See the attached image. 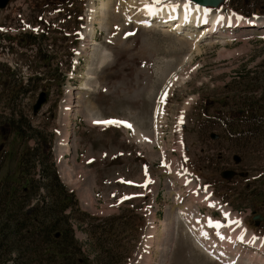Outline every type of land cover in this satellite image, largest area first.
Listing matches in <instances>:
<instances>
[{
	"label": "rangeland",
	"instance_id": "1",
	"mask_svg": "<svg viewBox=\"0 0 264 264\" xmlns=\"http://www.w3.org/2000/svg\"><path fill=\"white\" fill-rule=\"evenodd\" d=\"M147 1L162 10L185 2L11 0L0 8L2 193L9 180L29 206L59 201L60 186L47 179L55 170L74 191L78 206L63 215L81 253L72 244L68 259L57 246L42 249L47 264L81 255L89 264H264V222L254 213L264 210V24L221 33L240 20L262 22L264 0L211 6L210 16L224 19L203 37L207 22L192 32L159 23L143 10ZM239 109H256L259 125L238 120ZM109 120L125 123L94 122ZM226 169L235 175L223 178ZM89 219H105L101 239ZM8 254L1 264H12Z\"/></svg>",
	"mask_w": 264,
	"mask_h": 264
},
{
	"label": "trees",
	"instance_id": "2",
	"mask_svg": "<svg viewBox=\"0 0 264 264\" xmlns=\"http://www.w3.org/2000/svg\"><path fill=\"white\" fill-rule=\"evenodd\" d=\"M252 115V118L256 116ZM258 124H254V126ZM49 154L46 155V158ZM44 174V171L40 173L42 176ZM54 174L55 176L48 174L49 187L54 188V186L59 185L62 197L59 201L55 200L54 202L51 198L44 196L41 205L32 204L29 206L30 201L23 200L19 196L18 187L15 186L13 181L6 180L2 184L5 190L2 193V188H0V264L3 262L5 255L13 249L18 251L9 253V258L5 262L12 261V264H44V259L40 257L44 255L41 250H46L52 246H57L56 254L61 252L65 259H68L70 255V252L66 250L67 245L72 244L74 246V254L81 253L68 216L63 215L68 207L78 206L76 195L67 185L61 183L56 170ZM23 188H26V192H28L30 186L25 187L24 185ZM55 206L56 208H54ZM36 211L40 212V218L32 217ZM109 219L106 220L109 221ZM89 220H86V224L91 228H96L93 233L99 237L102 234L99 229L105 226V219ZM19 237L22 238L18 239ZM39 246L40 249L37 250L36 247ZM42 252L44 253V251ZM81 256L77 259L76 264H89L88 260ZM60 264H70V262H61Z\"/></svg>",
	"mask_w": 264,
	"mask_h": 264
},
{
	"label": "bare ground",
	"instance_id": "3",
	"mask_svg": "<svg viewBox=\"0 0 264 264\" xmlns=\"http://www.w3.org/2000/svg\"><path fill=\"white\" fill-rule=\"evenodd\" d=\"M101 2H102V0H101ZM102 4H103V2L101 3V6H102ZM104 4H105V2H104ZM147 4H149L148 1H147ZM175 4H176V2H175ZM175 4L170 2V3L167 4L166 8H163V10H162V8H159V7H157V6L153 5V4H149V5H152L153 11L150 13L149 11L146 10V8H144L143 10L146 12V14H148V16L151 19L155 18V20L157 22H159V23H164L166 21L169 22V21H171V19L177 18V19H175V22L172 25L177 23V29H184L185 32L186 31L187 32H189V31L192 32L191 30H195V27L198 28L203 23L207 22L208 23L207 25L199 28V32L201 30H203V32L201 34L198 32L200 37H203L204 35H209V32L212 31L213 28H215V27H216L217 30L219 28L221 29V27H219V24L223 21L224 18H223L222 15H218V14L210 16L211 15V12L209 11L210 7H205L204 5H201L199 3H196V2H193V1H190V0H185L184 4L181 7H179V6L175 5ZM178 4L180 5V3H178ZM129 6L131 7V5H128V7ZM95 7L96 6H94L93 8H95ZM104 7H106V6H104ZM97 8H99V7L97 6ZM138 18H139V16H138ZM94 19L96 20V18H94ZM263 24H264V20L262 22L259 21V20H258V22H256V21H254V22H245V21H241L240 20V21H238V23H234L232 25L229 24L227 26H224L225 29L221 30V33H229V32L233 33L234 28H236V26H238V28L248 27L249 30H252L253 28H251L249 26H263ZM174 27L176 28V26H174ZM216 29L213 30V33H216V32L218 33L219 30L217 31ZM238 32H239V30H238ZM248 240L249 241H247V242H249V244H253V243L256 244L254 239H252V240L248 239ZM259 243H260L259 247L262 248L264 244L263 245H261V244L264 243V242H259ZM214 254H215V256H217L218 252L214 253ZM219 254H220L221 260L222 259L224 260L225 259V254L224 253H219ZM228 262H229V264H237L238 263V262L236 263V262H234L232 260H229Z\"/></svg>",
	"mask_w": 264,
	"mask_h": 264
},
{
	"label": "water",
	"instance_id": "4",
	"mask_svg": "<svg viewBox=\"0 0 264 264\" xmlns=\"http://www.w3.org/2000/svg\"><path fill=\"white\" fill-rule=\"evenodd\" d=\"M10 0H0V8L6 7ZM195 1L196 3H199L204 6H218L220 5L224 0H192ZM45 102V97L44 93L41 94L40 98L38 99L36 105L34 106V111H37L41 105ZM234 175V171L232 170H226L222 173L223 177H232Z\"/></svg>",
	"mask_w": 264,
	"mask_h": 264
},
{
	"label": "snow or ice",
	"instance_id": "5",
	"mask_svg": "<svg viewBox=\"0 0 264 264\" xmlns=\"http://www.w3.org/2000/svg\"><path fill=\"white\" fill-rule=\"evenodd\" d=\"M157 2H159V0H157ZM145 8H146V10L147 11H149L150 13L153 11V7H152V5H149V4H146L145 5ZM133 33H128V35H132ZM165 95H167L166 93H165ZM95 123H104V124H111V123H115V124H121V123H125V122H122V121H111V120H109V121H94ZM127 127H131V125H126ZM149 182H151V181H149ZM128 183H131V181H128ZM146 186V185H145ZM125 199H128V197H125ZM211 206H213L214 207V205H211ZM236 223H239V222H236ZM209 226L210 227H216V228H219V227H222V225L220 224V222L219 221H216V222H212L211 220L209 221ZM217 235H219V233H217ZM224 237L223 236H221V239H223Z\"/></svg>",
	"mask_w": 264,
	"mask_h": 264
},
{
	"label": "flooded vegetation",
	"instance_id": "6",
	"mask_svg": "<svg viewBox=\"0 0 264 264\" xmlns=\"http://www.w3.org/2000/svg\"><path fill=\"white\" fill-rule=\"evenodd\" d=\"M247 112H245L243 109H239V112H238V120L242 121L244 119V116H247ZM242 161V157H239L238 159V163L240 164ZM254 213H260V220L259 222H264V210H256L254 211Z\"/></svg>",
	"mask_w": 264,
	"mask_h": 264
}]
</instances>
